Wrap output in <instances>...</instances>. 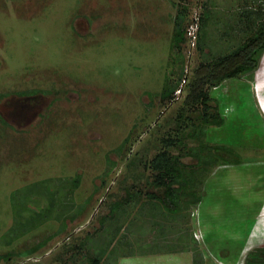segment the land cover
<instances>
[{"label": "rangeland", "instance_id": "1", "mask_svg": "<svg viewBox=\"0 0 264 264\" xmlns=\"http://www.w3.org/2000/svg\"><path fill=\"white\" fill-rule=\"evenodd\" d=\"M253 4L0 0V264H88L93 252L118 264H194L196 254L197 264H246L264 246V50L253 73L210 92L226 121L210 125L206 141L233 147L244 161L219 163L202 201L175 215L147 195L155 187L146 162L175 132L179 111L198 122L200 111L184 103L195 69L247 36L244 10ZM183 5L182 89L161 101L182 70L172 42ZM209 7L205 38L214 44L203 51L189 34L199 33ZM195 145L189 139L182 151ZM125 187L141 194L114 222ZM43 240L34 254H19ZM85 240L99 249L77 251ZM126 253L135 254L118 257Z\"/></svg>", "mask_w": 264, "mask_h": 264}, {"label": "trees", "instance_id": "2", "mask_svg": "<svg viewBox=\"0 0 264 264\" xmlns=\"http://www.w3.org/2000/svg\"><path fill=\"white\" fill-rule=\"evenodd\" d=\"M248 2V1H246ZM253 5H248L244 13H248L245 20L247 24L246 35L244 39L235 43L231 49L225 53H217L212 55L211 60L202 62L194 71V76L188 83V93L184 103L190 108H195L200 111L198 122L191 115L182 113L184 108L179 111V117L176 121L174 133H170L164 137L163 145L159 148L147 162L146 166L150 168L153 179L148 182L155 188L149 190L147 195L152 200L151 204L157 208L164 205L166 209L175 215L181 211L182 207H189L191 204H198L202 201L203 195L200 189L203 187L204 179L215 167L221 162L225 164H241L244 159L242 154L235 152L234 148L226 144H210L206 137V130L210 125L221 126L225 124V118L220 113L217 106L211 104L213 98L210 95L212 88L218 86L226 79L238 78L241 75L253 73L258 67L260 55L264 50V0H253ZM187 6L179 10L174 20V35L173 45L182 57V70L178 74L176 80L168 78L164 85L160 98L161 101L174 98L176 89H180V83L183 78L184 58L182 54V46L188 40L187 31L184 26L187 17ZM212 12V8H207L199 18V33H197L196 42L197 49L203 50L209 43L205 38L206 24L208 16ZM239 43V44H238ZM182 89V88H181ZM31 93H37L39 90H31ZM24 93V92H23ZM28 94V92H26ZM130 136L123 142V147L129 142ZM189 139L195 140L197 145L189 147V150L182 151L185 143ZM122 147V148H123ZM173 149H178L179 154H175ZM190 154L197 162L194 164H186L182 157L184 154ZM227 155V156H225ZM234 156V159L231 157ZM230 157V158H228ZM189 167V168H188ZM128 189V187H125ZM157 189V190H155ZM126 195L121 196L113 206L110 220L114 222L120 221L122 214H125V207L131 204L141 190L133 193L130 189L126 190ZM164 208V207H162ZM116 210V211H114ZM112 226L108 227V230ZM123 223L119 224L118 231L123 228ZM114 232V233H117ZM194 238V236H193ZM127 232L124 235L122 243L129 244ZM195 241L196 238H194ZM41 241L34 245L28 253L20 252V255L28 256L37 252L43 247L46 242ZM97 244V243H96ZM88 243L87 240L81 241L79 244H74L77 251H82L84 248L93 247L94 251L98 248V244ZM185 250H189L186 248ZM90 254V253H87ZM135 253H126L118 257H127ZM12 255V254H11ZM88 257V264H105L102 259L111 264H118L117 260L110 261L109 256L101 257L93 252ZM197 254L194 256L197 264ZM246 264H264V246L258 247L250 251Z\"/></svg>", "mask_w": 264, "mask_h": 264}, {"label": "built area", "instance_id": "3", "mask_svg": "<svg viewBox=\"0 0 264 264\" xmlns=\"http://www.w3.org/2000/svg\"><path fill=\"white\" fill-rule=\"evenodd\" d=\"M189 31V30H188ZM196 31V30H195ZM190 33L191 34H189L190 35V39L192 40V38H196L197 39V34L195 33V34H193V30H190ZM196 41V40H195ZM198 236V235H197ZM198 238V237H197Z\"/></svg>", "mask_w": 264, "mask_h": 264}, {"label": "crops", "instance_id": "4", "mask_svg": "<svg viewBox=\"0 0 264 264\" xmlns=\"http://www.w3.org/2000/svg\"><path fill=\"white\" fill-rule=\"evenodd\" d=\"M254 225H255V222L253 223V226H254ZM253 226H252V227H253ZM251 230H252V229H251ZM251 230H250V231H251ZM250 231H249V232H250ZM155 254H157V253H155Z\"/></svg>", "mask_w": 264, "mask_h": 264}]
</instances>
